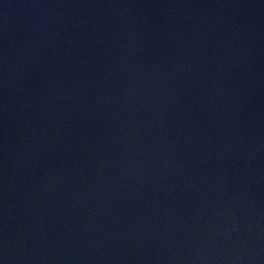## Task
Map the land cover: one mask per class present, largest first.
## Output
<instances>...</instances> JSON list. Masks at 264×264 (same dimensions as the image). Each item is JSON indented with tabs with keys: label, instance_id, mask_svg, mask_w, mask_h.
Masks as SVG:
<instances>
[{
	"label": "water",
	"instance_id": "1",
	"mask_svg": "<svg viewBox=\"0 0 264 264\" xmlns=\"http://www.w3.org/2000/svg\"><path fill=\"white\" fill-rule=\"evenodd\" d=\"M0 264H264V0H0Z\"/></svg>",
	"mask_w": 264,
	"mask_h": 264
}]
</instances>
